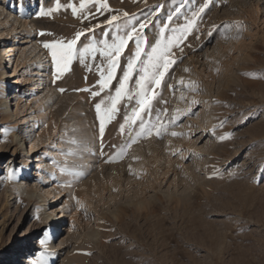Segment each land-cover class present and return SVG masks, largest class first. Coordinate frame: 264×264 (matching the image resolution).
<instances>
[{
    "label": "rangeland",
    "instance_id": "374dc122",
    "mask_svg": "<svg viewBox=\"0 0 264 264\" xmlns=\"http://www.w3.org/2000/svg\"><path fill=\"white\" fill-rule=\"evenodd\" d=\"M18 1L0 0V15L15 4L12 15L32 29L25 72L33 80L25 79L27 96L14 101L9 92L3 95L9 80H0V264L13 262L28 246L38 248L33 258L46 264H264V0H212L200 17L193 13L205 0H107L110 11L86 20L66 7L73 0H59L61 9L51 14L56 0H26L21 8ZM117 13L121 24L150 18L141 33L145 52L165 23L171 36L195 20L173 49L177 63L153 90L151 110L142 114L156 124L160 112L167 130L159 137L153 130L122 156L117 153L130 129L120 128L135 101L121 100L111 120L104 116L101 134L95 104L103 101V115L117 80L98 97L74 91L98 90L99 54L83 63L74 59L54 82L51 52L43 47L95 25L78 47L98 43L105 32L111 42L116 28L105 21ZM2 30L0 25V42L11 45L13 34L3 36ZM6 46L0 45V79L5 66L9 74L13 66L5 64ZM134 52L133 40L119 58L117 78ZM40 79L43 90L32 85ZM5 102L14 103L11 110L19 111L22 123L3 113ZM173 117L175 124L169 123ZM31 125L36 154L28 139V146H20L23 129ZM173 131L183 135L174 137ZM92 147L95 161L87 162L84 155ZM39 156L47 166L49 209L65 219L59 220L55 242L64 243L57 254L49 248L53 223L43 216L39 198L30 195L41 179L34 176Z\"/></svg>",
    "mask_w": 264,
    "mask_h": 264
},
{
    "label": "snow or ice",
    "instance_id": "6c2138e0",
    "mask_svg": "<svg viewBox=\"0 0 264 264\" xmlns=\"http://www.w3.org/2000/svg\"><path fill=\"white\" fill-rule=\"evenodd\" d=\"M212 0H205V2L200 6L197 12L193 13L194 17H200ZM62 5L59 0H56L55 8L53 11H59ZM67 8L71 9L73 16H77L82 20H86L89 17L95 18L97 13H103L105 11H110L109 4L107 0H79V4L74 2L69 3ZM95 9V12L92 11ZM42 15L45 13H41ZM124 17H128L127 12L123 13ZM172 17H168V21L171 22ZM120 14L110 15L105 23L109 26L116 28L115 34L111 35V42H109V33H104V39L100 40L98 43L93 41L84 44L82 47H78V42L81 41V37H85L87 33L95 31L96 27L99 25L92 26L83 31H77L71 39L66 41L56 40L52 42H45L43 47L49 49L51 52L52 63L55 68V78L60 79L64 72L69 68V65L74 59H79L82 63L84 60L91 56L93 60L96 59V53L101 57V63L96 65L97 71L99 72V80L97 81L98 90L92 91L91 89H74V91H89L92 97L101 96L102 92L107 89L109 92L112 91V81L117 80L118 86L114 88L115 95L111 97L110 107L106 106L104 108L103 115L102 103L98 102L95 104V111L101 120L100 132L103 134V119L107 116L109 120L118 112V103L121 100H127L129 102L135 101V106L131 107V115H125V123L121 124L120 131L124 133L125 125H128L130 132L128 137V143L120 146V150L117 153L118 156L124 155L127 148L131 144L136 143L140 138L145 136H151L153 130L156 136H161L162 128L166 131V127L160 124L161 113H156V124H152L150 121L145 122L142 114L151 110L152 101L155 99L153 90L161 86L162 80L173 65L177 63V60L173 58V49L179 46V42L182 41L187 35L189 29L194 25L195 20H189L185 26H183L179 35H166L169 28V23H165L160 27L159 36L155 40V43L151 44L150 51L145 52V45L147 41L141 34L142 30L145 29L150 23V18L146 21L139 22L138 25H130V22H125L121 24ZM138 29L140 31H138ZM173 29V33H175ZM43 35V33H41ZM135 41V52L131 55L127 61L126 67L122 71V75L117 78V71L120 68L119 58L124 52L126 46L131 42ZM182 51V49H181ZM143 57V59H142ZM106 63V67L104 66ZM135 83V90L130 87V83ZM61 93L66 91L65 89H59ZM190 111V110H189ZM167 112V109L164 110ZM187 115V113H186ZM178 117H173L169 123L175 124ZM138 128L139 131L135 129ZM215 130H213L214 134ZM172 136L183 135L182 133L171 132ZM223 139V137H221ZM75 142V141H73ZM117 147V146H113ZM174 155L176 153H173ZM11 178V174L10 177ZM40 244L46 248L47 241L41 240ZM43 255V253H42ZM35 264H46L44 261H36Z\"/></svg>",
    "mask_w": 264,
    "mask_h": 264
},
{
    "label": "bare ground",
    "instance_id": "6f19581e",
    "mask_svg": "<svg viewBox=\"0 0 264 264\" xmlns=\"http://www.w3.org/2000/svg\"><path fill=\"white\" fill-rule=\"evenodd\" d=\"M40 1H41V4L45 3V0H40ZM23 3L25 4L26 0H24V1L19 0L18 1V5H19L18 8H21ZM0 9H1V7H0ZM9 10H10V12H6L5 14L0 15V21H1L0 25L3 28V30L1 31L3 33V36L13 34V36H12L13 41H12V44L9 46H6L5 42H0V45L3 44V46H6L5 51L7 52L9 60L7 61L5 59V64L9 63V64H12L13 66L11 67V71H10L11 74L8 73L9 68H7L5 66V68L2 72V78L0 80H5V79L9 80V81L5 82V84L3 85V91H4L3 95L6 94V92H9V96L11 97L12 101H14L15 99H20L23 95L27 96V92H25L26 90H23V87H24L25 79L27 77L26 72H25V68H26L27 62L30 60L31 53H30L29 49L25 46H26V44H28L30 42V38H32L31 37L32 36V29L30 27H26V25H25L26 23L24 24V22H21L19 17H15L12 15L14 10H16L15 4H11ZM20 28H22V29H21V31L18 32V29H20ZM255 48H256L255 46H252L251 49H255ZM251 57H253V56H251ZM3 59H4V57H3ZM17 60H19V62ZM242 60L247 61L245 56ZM243 61H241V62H243ZM15 63L17 64L16 67H15ZM21 64H23V66L21 67V69L18 70V68ZM212 68L213 67L210 68V75L214 74V68L213 69ZM15 69L18 71L16 72ZM13 70H15L14 74H13ZM15 77H17V78H15ZM41 77H42V75H41ZM10 79H13L14 82L10 81ZM26 80L30 81L33 79H26ZM40 81H41V79H40ZM40 81H39V83H36V84L34 83L32 85L33 86L37 85V88L43 86V82L42 81L40 82ZM43 89L44 88L41 87L39 90H43ZM12 107H14V103L9 104V103L5 102V107L3 108V110L5 109V111H3V113L8 118H14L15 117L16 124L22 123L19 121V115H20L19 111H16V113H14V111L11 110ZM28 128H34V127H32V125H31V127L29 126V127H26L25 130L23 129V131H22L23 132V138H21L22 142H21V144L19 142V144H20V146H22L24 148L25 145L28 146L27 141L29 140L31 145L33 146L31 153L36 154L37 153V146H36L35 141L32 140V135L28 133L29 132V131H27ZM18 135L19 134L15 133L14 137H18ZM24 137H25V139H24ZM94 148L95 147H92L91 149H89L85 152L84 158L87 160V162L95 161V158L92 156ZM27 158H29V160H30V157L27 156ZM43 158L44 157H42V156H39L37 158L38 160L36 161L37 165H36V171H35L34 176L38 175L41 177V179H39L36 189L31 190L30 195L33 196V198H35V197L39 198V201L42 202V206L44 207L43 211H42L43 216L45 215V218L53 223L54 233L51 235L49 248H50V252L56 253V252H58V246L62 245L64 243L63 241L60 244H57L55 242L58 239V232L62 231V229H60V228L58 229V225L60 226L59 220L62 223L65 221V219H64V216H62L61 219L56 218V216L54 215V211H50V209H49L50 203L46 198V194L49 193V191L46 190L47 186H48L47 181L49 180V177L46 174L47 173L46 172L47 166L45 165ZM29 166H30V164L28 165V167ZM57 195H58V193H57ZM35 200H36V198H35ZM20 203H21V198L19 195V196L15 197V204H16L17 209H18V206ZM28 243H31V242H28ZM26 248L27 249H25V250L24 249L21 251L19 250V252H17L18 253L17 256L19 258L17 257V259L13 260V262L11 261L9 264H13V263L14 264H23V263L27 264L29 262H31V264H35V262L38 261V259L33 258V256L38 257V253H37L38 248H36V247L31 248L30 246H28ZM29 253H30V257H29ZM50 256L51 255H49V257Z\"/></svg>",
    "mask_w": 264,
    "mask_h": 264
}]
</instances>
